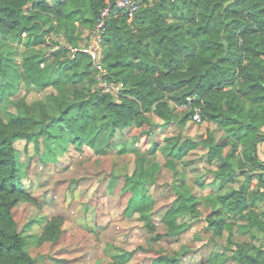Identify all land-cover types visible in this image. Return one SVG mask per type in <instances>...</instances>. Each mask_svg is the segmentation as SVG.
<instances>
[{
  "label": "trees",
  "instance_id": "16d2710c",
  "mask_svg": "<svg viewBox=\"0 0 264 264\" xmlns=\"http://www.w3.org/2000/svg\"><path fill=\"white\" fill-rule=\"evenodd\" d=\"M106 1L0 0V98L16 95L21 85L26 94L52 89L33 103L19 98L14 102L19 111L9 110L7 119L0 112V264H37L28 238L34 237L39 245L58 239L63 231L59 215L34 236L19 229L17 205L36 203L37 198L26 189L21 175L18 141H25V148L35 144L38 153L41 138L52 145V139H57L62 145L88 144L97 152L116 147L119 153H127L136 150L133 143L116 137L144 125L149 128L142 133L151 134L156 125L153 115L164 126L180 127L171 138L179 160L196 148L205 149L210 162L219 160L215 172L219 186L207 195L213 239L227 229L229 258L238 264H264V160L258 152L264 139V0H235L227 7L228 0H146L132 20L113 16L103 40L102 62L106 78L123 83L119 95L98 86L88 54L77 52L72 57L69 53V46L80 45L85 31L93 30ZM224 40L229 47L226 55ZM40 46L45 52L31 51ZM16 47L23 49L19 62ZM189 98L187 109L178 107ZM196 109L202 120L216 124L225 136L216 139L210 131L198 139L184 135ZM169 142L163 147L170 148ZM157 147L153 141L152 148ZM256 175L259 182L252 188ZM146 176L147 169L141 165L125 177L126 186L136 194L131 198L133 210L142 219L149 218L155 203L148 196L146 183L151 177ZM236 182L239 188L222 192ZM187 194L176 200L190 201L191 209L200 213L198 198ZM161 221L167 227L161 233L153 222L147 223L156 240L177 236L186 228L173 206ZM240 221L244 226L237 225ZM238 235L246 238L237 239ZM133 254L121 252L115 259L122 263ZM226 260V253L212 249L198 264H225ZM153 264L183 261L180 254L161 252Z\"/></svg>",
  "mask_w": 264,
  "mask_h": 264
},
{
  "label": "rangeland",
  "instance_id": "374dc122",
  "mask_svg": "<svg viewBox=\"0 0 264 264\" xmlns=\"http://www.w3.org/2000/svg\"><path fill=\"white\" fill-rule=\"evenodd\" d=\"M88 40L89 37L85 36L83 41ZM16 48L15 56L19 62L23 49ZM44 49L40 46L31 51L45 52ZM50 91L51 88H46L31 90L26 94L24 85H21L16 95L0 98V112L7 119L9 110L16 113L19 111L15 104L19 98L33 103L44 98ZM70 92L67 88L66 95ZM152 119L156 125L151 134L145 133L149 126L144 125L141 128L133 127L116 137L117 141L127 138L133 143L136 150L127 153H119L116 147L101 152L94 151L88 145L79 149L73 143H68L64 147L57 139H52L55 142L53 146L50 140L43 141V138L38 153L35 144L31 143L25 148V141L17 142L18 156L25 165L21 166V175L37 198L36 203L24 202L16 207L19 229H25L26 234H33L32 230H27V224L39 214L48 218L63 215V231L58 239L53 237L38 247L34 237L28 238V248L36 257L37 264H153L161 252L180 254L183 264H198L212 249L227 254L225 264H238L229 258L231 252L225 247L229 231L224 229L222 235L213 239L214 229L208 220L211 208L207 204V195L216 193L219 186L220 179L215 178L219 160L210 162L203 148L192 149L179 160L176 157L178 149L172 148L171 138L179 134L180 127L176 123L164 126L156 115ZM208 131L216 139L225 136L216 124L191 119L183 134L198 139L206 136ZM153 141L160 147L152 148ZM167 142L170 148L163 147ZM43 145L44 155L48 156L49 162L41 159ZM228 149L226 147L225 152ZM258 152L264 160V139L258 143ZM141 165L147 169L146 177H151L146 187L150 196L155 198L154 212H148L149 218L143 219L139 218V211L126 207L131 187L126 186V190H123L125 177L139 166L141 168ZM155 177L156 182L151 183ZM251 183L253 187V181ZM240 186L239 182L229 183L222 192ZM187 193L198 198L196 207L200 213L191 209L190 201L186 204L176 200L177 196ZM172 206L176 208L178 219L185 223L186 228L177 236L154 239L147 223L151 221L157 232H165L167 227L161 221L162 216ZM88 224L91 229L87 227ZM237 225L242 227L244 223L240 221ZM236 238L245 239L246 236L238 235ZM129 251H134L130 260L120 263L115 259L116 254Z\"/></svg>",
  "mask_w": 264,
  "mask_h": 264
},
{
  "label": "built area",
  "instance_id": "2783aa9c",
  "mask_svg": "<svg viewBox=\"0 0 264 264\" xmlns=\"http://www.w3.org/2000/svg\"><path fill=\"white\" fill-rule=\"evenodd\" d=\"M146 0H111L106 1V5L101 9L97 17L93 30L89 33V40L78 45L69 46V53L72 57L77 52H84L88 54L93 62V67L96 71V79L98 86L102 88L105 93L119 95L124 85L122 82L110 81L106 78L107 68L102 62L103 40L107 30L108 21L113 16L124 15L128 19H134L137 12L145 4ZM191 98L178 107L187 109L190 105ZM191 120L195 122L202 121L201 112L196 109L191 115Z\"/></svg>",
  "mask_w": 264,
  "mask_h": 264
},
{
  "label": "crops",
  "instance_id": "0c3cea01",
  "mask_svg": "<svg viewBox=\"0 0 264 264\" xmlns=\"http://www.w3.org/2000/svg\"><path fill=\"white\" fill-rule=\"evenodd\" d=\"M89 33H90V31L89 30H86L85 31V36H88L89 37ZM85 41H83V42H81L80 44H82V43H84ZM54 131V130H53ZM44 144V143H43ZM85 145H88V144H85ZM54 146V145H53ZM64 147L66 146V145H63ZM76 146V145H75ZM89 146V145H88ZM43 151H42V153H41V159H42V161L44 160V161H46V162H49V159H48V156H46L45 157V146L43 145ZM77 147V146H76ZM89 147H91V146H89ZM42 148V147H41ZM77 148H81V147H77ZM92 148V147H91ZM93 149V148H92ZM19 159H20V157H19ZM20 161H22L21 159H20ZM22 165H24L23 164V162H21V166ZM25 166V165H24ZM117 178H118V176H116ZM242 176H240V178H241ZM256 177V178H255ZM255 178V179H254ZM254 178H253V187H255L256 185H257V183L259 182V175H256V176H254ZM115 179V181H116V178H114ZM111 186V185H110ZM27 187V186H26ZM252 187V188H253ZM27 190H29L30 192H32L31 191V189H28V187L26 188ZM123 190L125 191L126 190V184H125V186H124V188H123ZM131 191V196H130V198H129V201H128V205L126 206L127 207V209H132L133 210V203H131V198H132V196H133V191L132 190H130ZM32 195L33 196H35L34 195V193L32 192ZM134 195H136V194H134ZM137 195H140V192L139 191H137ZM150 195V193H149V190H148V196ZM36 197V196H35ZM152 198L154 199V201H155V198L152 196ZM24 202H30V201H21L19 204H22V203H24ZM32 203V202H31ZM18 204V205H19ZM17 205V206H18ZM133 205V206H132ZM154 205H155V203H154ZM137 212V211H136ZM151 212H154V206H153V208H152V210H151ZM150 212V213H151ZM57 215H59V216H62L63 217V215H61V214H57ZM55 216V215H54ZM139 218L140 219H142V217H141V215L139 216ZM50 218H48V217H45V216H43L42 214H39L37 217H36V219H33V220H31V222L29 223V224H27V230H32V232H33V234H31L30 233V235H33L34 236V234H38V233H40V231L41 230H43V228H44V226L46 225V223L48 222V220H49ZM89 225L90 224H88L87 225V227L89 228V229H91L92 227H89ZM91 225H93V222H92V224ZM46 241L47 240H45L44 242L46 243ZM44 242H42L41 244H37L36 243V245L39 247V246H42L43 244H44ZM31 252V251H30ZM32 253V252H31ZM33 254V253H32ZM33 256H34V254H33Z\"/></svg>",
  "mask_w": 264,
  "mask_h": 264
},
{
  "label": "water",
  "instance_id": "95a60500",
  "mask_svg": "<svg viewBox=\"0 0 264 264\" xmlns=\"http://www.w3.org/2000/svg\"><path fill=\"white\" fill-rule=\"evenodd\" d=\"M235 0H228L227 2H225V7L229 6L231 3H233ZM224 47H225V55L229 52V47H228V43L226 40L223 41Z\"/></svg>",
  "mask_w": 264,
  "mask_h": 264
}]
</instances>
